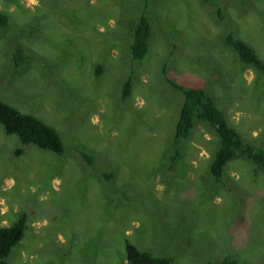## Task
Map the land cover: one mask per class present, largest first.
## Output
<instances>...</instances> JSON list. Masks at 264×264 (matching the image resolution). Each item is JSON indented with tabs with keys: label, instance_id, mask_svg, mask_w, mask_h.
<instances>
[{
	"label": "rangeland",
	"instance_id": "374dc122",
	"mask_svg": "<svg viewBox=\"0 0 264 264\" xmlns=\"http://www.w3.org/2000/svg\"><path fill=\"white\" fill-rule=\"evenodd\" d=\"M0 11V96L65 145L58 155L0 125V226L27 215L10 263L127 264L129 241L172 264H264V173L238 156L214 181L218 137L196 121L175 138L184 97L167 80L205 87L264 150L263 74L223 44L232 31L264 59V0H0ZM143 12L152 35L136 62Z\"/></svg>",
	"mask_w": 264,
	"mask_h": 264
},
{
	"label": "trees",
	"instance_id": "16d2710c",
	"mask_svg": "<svg viewBox=\"0 0 264 264\" xmlns=\"http://www.w3.org/2000/svg\"><path fill=\"white\" fill-rule=\"evenodd\" d=\"M217 13L223 17L222 10L217 5ZM9 25V16L0 11V28ZM152 35V23L150 18L143 12L134 26L133 39L129 45L132 57L136 62L144 60L150 47ZM223 44L229 46L237 55L240 62L252 66L263 74L264 59L256 52L254 47L245 40L234 35L232 31L226 33ZM28 56L23 49L17 47L12 59L16 66L22 65ZM103 70L99 64L96 73ZM163 72L166 73L165 67ZM131 78V77H130ZM167 80L172 88L179 90L184 97L179 118L176 123L175 138H187L196 121L209 124L215 131L219 146L210 164V174L214 181L223 182L226 165L238 156L252 161L257 167V171L264 173V150L244 141L239 130L232 126L224 111L217 104L215 98L205 87H187L169 78ZM132 79L124 83L123 96L130 94ZM0 125L7 134H16L23 144L33 143L42 149L51 150L58 155L65 152V145L59 131L52 125L46 123L33 113L23 112L12 104L3 100L0 96ZM22 150H17L21 153ZM82 155L90 163H94V158L89 153ZM113 177L108 173L107 179ZM27 228V215L22 214L16 221L8 226H0V264H12L8 261L13 247L22 239ZM127 264H172L173 259L164 256H155L149 251L142 250L129 241H126ZM208 264H217L208 262ZM218 264H237L234 259L225 257Z\"/></svg>",
	"mask_w": 264,
	"mask_h": 264
}]
</instances>
